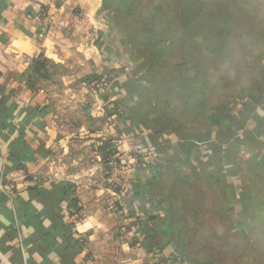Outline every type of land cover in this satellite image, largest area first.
Segmentation results:
<instances>
[{"label":"crops","instance_id":"1","mask_svg":"<svg viewBox=\"0 0 264 264\" xmlns=\"http://www.w3.org/2000/svg\"><path fill=\"white\" fill-rule=\"evenodd\" d=\"M104 8V0H0V264L151 260L137 239L153 237L128 225L137 204L114 205L119 187L156 176L140 158L123 170L117 159L157 150L154 125H133L128 55L105 49ZM256 119L246 145L264 166V104ZM226 177L220 196L231 205L237 185Z\"/></svg>","mask_w":264,"mask_h":264},{"label":"trees","instance_id":"2","mask_svg":"<svg viewBox=\"0 0 264 264\" xmlns=\"http://www.w3.org/2000/svg\"><path fill=\"white\" fill-rule=\"evenodd\" d=\"M104 1L111 29L104 47L120 49L135 64L125 81L135 102L133 125H154L150 141L157 148L120 155L144 160L156 176L119 187L123 200L114 209L131 199L137 204L128 225L153 237L152 245L137 239L150 264H264V166L248 152L245 138L264 104V0H238L252 23L237 28L229 0ZM207 27L215 28L211 35ZM226 44L237 51V71L229 59H219ZM166 128L176 145L162 135ZM228 167L237 172L231 205L220 196ZM231 230V242L244 245L240 251L227 243ZM213 247L223 258L213 252L207 260L204 253Z\"/></svg>","mask_w":264,"mask_h":264},{"label":"rangeland","instance_id":"3","mask_svg":"<svg viewBox=\"0 0 264 264\" xmlns=\"http://www.w3.org/2000/svg\"><path fill=\"white\" fill-rule=\"evenodd\" d=\"M229 3L230 4L228 6L229 7L228 9H229V12L233 14V17L234 18H233V22L232 23H233L234 27H236V28L239 27V26L242 27L243 25L245 27H247L246 25H249L250 26V23H252L251 22V19L252 18L250 17V13H248L247 9L244 8V4L238 2V0H229ZM206 30L208 31L207 33L209 35H211V33L213 32V30H215V28H210V27L208 28L207 27ZM228 46L229 45L226 44L225 47H227V48L225 49V53H224V55H219V59H220V61L221 60L229 59V61H231L232 64H235L234 68L237 71L238 70L237 67L238 66H241L240 65L241 64V61H240V59H238L237 51L234 48H232L230 46L228 47ZM211 56H212L211 55V52L209 51L206 54V58H209ZM128 58H129V56H128ZM127 64L129 66L128 68H129L130 71H132V69L135 68V64H133V62L130 60V58L128 59ZM207 69H209V68H207ZM174 145H176V142H175ZM231 168L232 167H228V169H227L228 171H226V172H229L232 175V177L235 179V178H237L236 177L237 172L234 171V170H231ZM237 223H239V224L242 223L241 220L239 219V217H238ZM201 226H204V222L201 224ZM239 227H240V225H239ZM231 232L233 233V230L229 231V233H228L229 236L227 238L228 239L227 240V243L229 244V247L230 248H233V251L237 248V245H238V247H239L238 250L240 251L244 245L241 243V239H240V243H238V244H235L236 242L232 243L231 242V238H230V235H231L230 233ZM201 235L202 234L200 233L199 236H201ZM209 250H210L209 253H206V252L204 253V255H206L207 260L212 259L215 255L219 256V258H223V255L220 252H217V250L214 247L213 248H210ZM229 250H231V249H229ZM213 252H217V253L215 255H211L210 253H213ZM168 253H169V250L167 251L166 254L168 255ZM168 263L169 264H174V261H171V263L168 262V261H166L165 264H168ZM224 263H225L224 261H219L218 262V264H224Z\"/></svg>","mask_w":264,"mask_h":264},{"label":"built area","instance_id":"4","mask_svg":"<svg viewBox=\"0 0 264 264\" xmlns=\"http://www.w3.org/2000/svg\"><path fill=\"white\" fill-rule=\"evenodd\" d=\"M118 158L120 159V160L118 161V169H119V167H121V169H122V168H127V167H129V165H128V164H129V161H127V159L124 158V157L121 158L120 153L117 154V159H118ZM122 170H123V169H122ZM119 186H120V184H119ZM154 256L157 257V258L161 257L160 254H155ZM150 261H151V260H150ZM146 264H150V263L147 262ZM151 264H154V263H151Z\"/></svg>","mask_w":264,"mask_h":264},{"label":"water","instance_id":"5","mask_svg":"<svg viewBox=\"0 0 264 264\" xmlns=\"http://www.w3.org/2000/svg\"><path fill=\"white\" fill-rule=\"evenodd\" d=\"M153 173H154V171H153Z\"/></svg>","mask_w":264,"mask_h":264}]
</instances>
